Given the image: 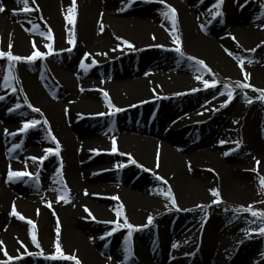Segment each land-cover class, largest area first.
I'll list each match as a JSON object with an SVG mask.
<instances>
[{
    "label": "bare ground",
    "instance_id": "6f19581e",
    "mask_svg": "<svg viewBox=\"0 0 264 264\" xmlns=\"http://www.w3.org/2000/svg\"><path fill=\"white\" fill-rule=\"evenodd\" d=\"M240 2L226 0L214 18L213 0H75L73 25V0H29V12L22 0H0V51L28 57L52 45L32 62L0 58V260L51 264L59 237L63 255L80 264H264L253 223L225 206L245 208L262 189L264 105L237 88L223 106L227 90L203 83H212L210 74L239 80L237 57L264 20L258 6ZM165 5L176 11L175 27ZM177 37L183 56L174 51ZM5 76L14 79L6 84ZM251 85L264 89V46ZM109 101L134 112L122 116ZM29 120L41 123L20 133ZM256 160L262 170L249 165ZM9 171L29 175L10 180Z\"/></svg>",
    "mask_w": 264,
    "mask_h": 264
},
{
    "label": "snow or ice",
    "instance_id": "6c2138e0",
    "mask_svg": "<svg viewBox=\"0 0 264 264\" xmlns=\"http://www.w3.org/2000/svg\"><path fill=\"white\" fill-rule=\"evenodd\" d=\"M18 2H20V0H18ZM22 2L24 4L23 11L29 12V11H32L33 10V9H31V8L28 7L29 0H22ZM133 2H134V0H133ZM160 2L163 3L164 0H160ZM222 3H223V0H217V4L215 5V7L217 9H219ZM165 6L168 8V11L165 12V13H163V15H165L166 17H170V19L172 20V23H173V27H175V25H176V11H175V9L171 8V6H168V5H165ZM4 11H5V8L2 5H0V13H2ZM69 12L71 13V15L67 16L66 19L68 20V22L70 24H73L74 25L75 24V20H76V4H75V0H73V4H72V7L69 9ZM221 15H223L222 12L216 11L215 14H214V18H215V16H221ZM100 30L103 31V25L102 24H101V29ZM40 34L41 35H44V33H40ZM48 39L49 40L52 39V34H51V31L50 30L48 32ZM233 39H235V37H233ZM69 43L70 44H74L75 43L74 34H73V39H70L69 40ZM124 43L129 48H133L134 47L132 44H130L127 41H124ZM175 43L177 44V47L174 49V51L177 52V53H179L181 56H183L184 53L182 52V49L179 46V43H180L179 37L176 38ZM33 46L35 47V45H33ZM257 47H260V45H258ZM9 48H11V45H9ZM47 48L49 49L48 53H42V52H40V51L37 50V51H34L28 57H21V56L13 55L11 51H8V52L0 51V58H3V57L6 56L9 61H29V62H32V61H35L38 58L39 59H43V58H45L46 55H51L52 54V45L51 44L47 45ZM68 51H71V49H68ZM252 51H255V49H253ZM229 54H231V53H229ZM87 56H88V54H85V58H87ZM188 59L195 60L194 57H189ZM249 62H251V61H249ZM95 63H96V61L93 60L92 61V64L94 65ZM196 63L199 64V65H201V66H203L204 68H207V65L205 64V62L203 60H197ZM243 63H244L243 58H240L241 67H243ZM80 67L81 68H84V69H87L89 67V65L85 64L84 61L82 60L81 61V64H80ZM208 71H211V70L208 69ZM249 77H250V74H246L245 77H244V79L245 80H248ZM10 79H14V77L5 76L4 77L5 83L7 84V82ZM197 79H200V77L198 76ZM203 83H204V85H205L206 88L207 87H216V82L215 81H213L210 84L208 80H204ZM236 87L241 88V89H245V88H249V87H252V86L250 84H248V83H240V82H237L236 83ZM253 90L254 91H259L260 94H261L260 97H259V99L264 100V89H253ZM193 91H195V89ZM233 92H234V89H232L230 86H228V89H227L228 100L225 101V103H224L223 106H227V103L232 100V98H233ZM103 95H104L105 99L107 100L108 99V93L107 92H104ZM3 99H4V97H0V100H3ZM248 102L251 103L252 101L249 99ZM108 106H109V108H114L115 112L123 111V109L115 108V106L112 105L110 101L108 103ZM19 107H20V105H17V108H19ZM28 107L31 108L33 112H40V109L39 108H35L31 104H29ZM9 111H12V109H9ZM99 115H102L103 116V115H105V113H100ZM40 123H41V121H38V120H29L27 122H24L23 123V126L19 129V132L20 133H25L28 130H30L32 128H35L36 126H38ZM43 123L47 124V121L45 120ZM11 134L12 135H16V133H11ZM49 134H51V133L49 132ZM51 138L53 140H55V136H52ZM221 143H224V141H221ZM16 147H20V146L19 145H16ZM112 150H113V152L116 151L115 141H113V149ZM45 151L46 152H52V149H46ZM55 154L56 155L59 154V142L58 141H57V150H56V153ZM121 155H124V154L121 153ZM129 156H130V154H129ZM44 158H46V157H44ZM44 158H41V160L44 159ZM32 159L33 160H36L37 158L36 157H32ZM130 162L133 163V164H136V161L134 159H131V157H130ZM257 165H259V161H257ZM120 167H123V165H121ZM27 175H29V173H27V172H13V171H9V173H8V177H9L10 180L13 179V178H20V177L27 176ZM157 179H162V177L157 176ZM260 185H261L262 188H264V178H260ZM164 194L167 195L171 199L172 204L175 206L176 205V201H175L174 196L172 195L171 189L169 188L168 191L166 193H164ZM212 195L214 197H216V199L213 201V203H220L221 202L219 190H212ZM61 199H63L66 203L68 202L66 197H63L62 196ZM114 199H115V197H114ZM199 207H204V206H199ZM86 211H87V209H86ZM242 211L249 212L251 214V216L260 219V221L262 223H264V211H256V210H253L252 206H248L246 208H243ZM12 215L17 216V217H19L22 220L25 219L23 216H21L15 210V207H13ZM89 215H91L90 212H89ZM120 215H122V212L117 211V216H120ZM93 219H94V217H93ZM27 222L29 224H32V221L31 220H28ZM152 222H153V217L149 216L148 217V221H147V225H144V227H147L148 225H151ZM32 227H33L32 242L34 244H36V246L39 248L40 245L37 242V238H36V235H35V225L33 224ZM120 227H121V225L119 223H117L116 224V229H113V231L119 229ZM123 227H126V228H128L130 230L129 233H128V235H129V237H131L132 230H135V226H133L132 224L128 223L126 217L124 219ZM258 231H259V234L260 235H264V226L260 227ZM57 233H59V228H57ZM106 235L111 236L112 235V232H109ZM249 235H251V234L249 233ZM2 243L3 242L0 241V244H2ZM172 247L175 248V247H177V245L176 244H173ZM56 250H57V255H53V256H50V257H47V258L48 259H52V260H55V259L75 260V264H80V261L78 259H76L74 256H64L63 255V253L60 251L59 237H57ZM5 255H7V252L6 251H5ZM29 255H32V253H29ZM12 259H14V258L11 257V256L8 257V260L9 261H11ZM16 259H19V257H16ZM5 264H7V262H5Z\"/></svg>",
    "mask_w": 264,
    "mask_h": 264
},
{
    "label": "rangeland",
    "instance_id": "374dc122",
    "mask_svg": "<svg viewBox=\"0 0 264 264\" xmlns=\"http://www.w3.org/2000/svg\"><path fill=\"white\" fill-rule=\"evenodd\" d=\"M228 1L232 2L233 5L235 4L237 6H241V5L243 6V4H241L242 2H240L241 0H239V1L238 0H228ZM248 1L251 2L252 4L258 6L262 10V15L264 17V0H248ZM213 2H214L215 5L217 4V0H213ZM225 3H226V0H223V3L221 4L220 9L223 8L222 6ZM220 9L216 8V11H219ZM258 45H260V47H257ZM248 46H250V49L248 48V50L242 52L237 57V70H238V78H239V80H237L236 82H228V81H224L222 79H218L219 76H217V75L214 76V75L210 74L209 76H210L211 82L215 81L216 85L222 86L226 90L228 89V86H230L232 89H237L238 88V87H236V83L237 82L248 83V84L251 85V80H252L254 72H255V60H256V57H257V51H258L259 48L264 46V20L262 21V24L260 25V27L258 29L257 36L255 37V39L253 41H250ZM253 49H255V51H252ZM240 58H243V60H244L243 67H241V64H240ZM249 61H251V62H249ZM31 64L32 63L24 64L23 66L27 70L32 71L31 66H29ZM246 74H250V77H249L248 80L244 79ZM251 86L252 87L245 88V89H241V88H238V89H240V90H242L243 92H246V93H250V92L255 93L257 95L256 97L259 98L260 95H261L260 92L259 91H254L253 89H257V88L255 86H253V85H251ZM202 90L203 89H201L200 91H202ZM12 91H14V90H12ZM190 94H197V92H192ZM206 99H208V98H206ZM170 100H172L173 102L175 101V99H169V100H165L163 103L167 104ZM261 102L264 105V100H261ZM163 103H159L157 105L160 106V104L163 105ZM149 104L150 105H148V106H154L156 108V103H149ZM153 108H151L150 110H152ZM126 110L122 111L123 112L122 116H128L129 117L134 112V109H131L130 111H127L125 113ZM261 113L264 115V107L262 108ZM94 117L96 119H98V118H101L103 116H98L97 115V116H94ZM30 146H31L30 148L35 149V147L32 145V143L30 144ZM257 161H259V160H256V163L251 161L249 163V165L251 167H258L259 170H262L261 169V168H263L262 164L259 162V165H257ZM225 206H226L227 211L230 214H232L235 217H237L238 219H241V220L248 219V220H250L253 223V226H252V230L254 231L253 240H259V241H263L264 240V235H260L259 231H258L260 227L264 226V223H262L260 221V219L251 216V214L249 212L242 211V209H243L242 207L238 208V207H234V206H231V205H225ZM248 206H252L253 210H256V211H264V188H262V189L260 188L259 189V191L253 196L251 201H249ZM248 206H246V207H248ZM180 214L183 215V214H185V212H180ZM190 215H192V214H190ZM189 225H190V223H187L186 227H189ZM120 239H121V237H120ZM107 256H110V254H108ZM6 261H8L7 264H10V262H11L9 260H4V261L0 260V264H5ZM51 264H71V261L68 260V259H55V260H51Z\"/></svg>",
    "mask_w": 264,
    "mask_h": 264
}]
</instances>
